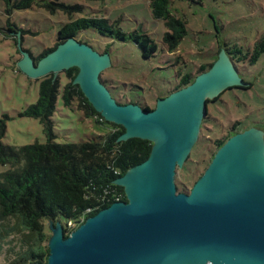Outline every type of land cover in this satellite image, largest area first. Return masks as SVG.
Instances as JSON below:
<instances>
[{
	"label": "water",
	"instance_id": "1",
	"mask_svg": "<svg viewBox=\"0 0 264 264\" xmlns=\"http://www.w3.org/2000/svg\"><path fill=\"white\" fill-rule=\"evenodd\" d=\"M10 33L18 36L24 54L19 65L27 73L55 76L77 66L74 82L106 120L125 127L120 139L152 142L148 158L116 179L127 201L99 210L67 236L64 219L50 221L49 255L33 264H264L261 131L229 137L189 191H178L174 180L197 140L207 100L227 87L250 86L240 81L222 48L208 71L145 109L118 103L100 82L99 73L110 66L108 53L69 37L33 68L20 48L21 32Z\"/></svg>",
	"mask_w": 264,
	"mask_h": 264
},
{
	"label": "rangeland",
	"instance_id": "2",
	"mask_svg": "<svg viewBox=\"0 0 264 264\" xmlns=\"http://www.w3.org/2000/svg\"><path fill=\"white\" fill-rule=\"evenodd\" d=\"M52 1L57 3L52 11L34 5L13 9L8 14L4 1L0 0V118L6 116V131L2 137L6 144L47 140L40 120L22 114L38 99L39 78L45 75H30L19 65L24 54L18 47V36L10 32H21L20 48L29 54L36 68L42 59L37 60V57L44 49L56 46L50 51L53 52L59 47L60 43L56 45L58 27L70 18L103 15L111 20L118 19L123 30L147 31L158 45L155 55L149 58H144L138 45L130 39L103 36L92 29L82 30L74 38L87 43L100 55L109 54L110 66L101 70L99 80L113 99L121 104L128 101L151 108L159 99L175 91L180 82L178 73L189 72L194 81L202 73H199L201 65L208 71L219 60L220 48L230 63L231 57L223 43L252 49L264 34V0H171L173 12L187 19L188 31L172 52L162 41L166 30L164 21L153 17L149 0ZM61 2L78 5L70 10L58 4ZM233 64L240 81L250 86L236 85L223 90L217 98L209 99L197 140L182 167H176V185L187 189L193 186L217 151V141L229 133L231 137L251 128L257 129L263 133L264 145V53L253 64L247 61H233ZM57 76L60 88L52 116L55 139L59 142L99 140L109 130L108 122L101 121L98 115H87L77 100L71 106L63 104L62 91L68 78L64 71L54 78ZM8 168L9 165L0 164V172ZM46 230L51 236L49 221H46ZM10 257L5 249L0 253V264H8Z\"/></svg>",
	"mask_w": 264,
	"mask_h": 264
},
{
	"label": "trees",
	"instance_id": "3",
	"mask_svg": "<svg viewBox=\"0 0 264 264\" xmlns=\"http://www.w3.org/2000/svg\"><path fill=\"white\" fill-rule=\"evenodd\" d=\"M2 1L8 14L13 9H26L34 5L44 6L52 11L57 4L52 0ZM58 4L70 10L78 5L67 2ZM149 5L153 17L164 21L166 30L162 41L172 52L188 32L187 19L173 12L171 0H149ZM85 29L124 41L133 40L144 58L155 55L158 50L157 43L147 31L137 28L123 30L118 19L111 20L103 15L78 16L61 22L56 34V45L69 37H76L78 32ZM55 47L44 49L37 60ZM223 47L233 61L253 64L264 53V34L255 41L252 49L244 50L241 45L228 42L223 43ZM206 69L205 65H201L199 73ZM64 72L68 82L62 91L63 104L71 106L77 100L87 115H98L101 121H107L109 130L99 140L59 142L55 139L52 116L56 110L60 77L54 78L53 73L39 78V97L22 113L40 120L47 136L45 142L35 141L23 145L2 142L6 131V116L0 118V164L9 165L7 170L0 172V253L5 249L10 253L8 264L43 263L47 260L50 235L46 230V221L54 224L61 219H64L65 224L69 220L84 221L115 201H127L125 189L116 183V179L130 168L144 162L151 152L150 140L140 137L122 140L120 136L125 127L102 120L104 118L101 113L90 103L80 85L74 83L78 73L77 66ZM178 74L180 82L174 90L193 82L191 73ZM209 101L208 99L207 102ZM142 107L153 109L147 104H142ZM230 135L229 133L217 141L218 148ZM191 187L187 189L183 185H177V190L187 192Z\"/></svg>",
	"mask_w": 264,
	"mask_h": 264
},
{
	"label": "built area",
	"instance_id": "4",
	"mask_svg": "<svg viewBox=\"0 0 264 264\" xmlns=\"http://www.w3.org/2000/svg\"><path fill=\"white\" fill-rule=\"evenodd\" d=\"M81 222H83V221L82 220L81 221H78V222H74L72 220L67 221V223L64 225V229H66V232L65 233H68L69 234L74 229L73 227L76 224H79ZM207 264H210V263H207Z\"/></svg>",
	"mask_w": 264,
	"mask_h": 264
}]
</instances>
